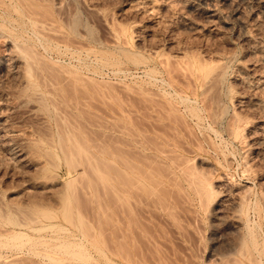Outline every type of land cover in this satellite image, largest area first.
I'll return each mask as SVG.
<instances>
[{"label":"rangeland","instance_id":"rangeland-1","mask_svg":"<svg viewBox=\"0 0 264 264\" xmlns=\"http://www.w3.org/2000/svg\"><path fill=\"white\" fill-rule=\"evenodd\" d=\"M31 1L43 63L0 30V264H264L257 0Z\"/></svg>","mask_w":264,"mask_h":264},{"label":"bare ground","instance_id":"bare-ground-1","mask_svg":"<svg viewBox=\"0 0 264 264\" xmlns=\"http://www.w3.org/2000/svg\"><path fill=\"white\" fill-rule=\"evenodd\" d=\"M47 7H49V6L45 7V5L34 3L31 0H0V30H1V32H4L6 35H8L13 40V43H14L16 49L19 50L18 52H20V53L22 52L23 54L24 53L26 54L25 57L27 56L26 57L27 58V60H26L27 62L28 61H32V63H34V64L37 63V65H38V55H41V54H37L36 51L33 50L34 47H32V45H31L32 42L31 41H33V43L39 44L41 47H43V49H44L43 51L45 53H48V52L51 51V46H52L51 44L53 42L52 41L53 40L52 32H54V30L52 29V27L48 28L46 25H45L46 27L38 25L40 20H41V23H42L43 18L47 19V20L50 19L52 21V17H54L53 16L54 15L53 12L49 9L50 7L49 8H47ZM239 10H240L239 8L234 9V11H232L233 13L231 14V16H229L227 18H229V19H234L235 18V20H236L238 18V15H240L239 13H241V12H239ZM254 10H257V12L264 14V1L263 0H257L256 7H255ZM215 12H217V10H215ZM40 18H42V19H40ZM46 22L44 21V23H46ZM54 22H56V21H54ZM50 26H51V24H50ZM61 30H62V27H61ZM124 32L125 33L123 35L125 36L124 37L125 41L127 42L128 45H132L133 44V39H134V38H132L133 36H131L132 34L131 35L127 34L128 33L127 30L126 31L124 30ZM56 36L57 35H55V37ZM28 42H31V44L29 46H28ZM78 44H80V43H78ZM254 44H256V43H254ZM259 44L257 42V45H254L252 50L255 52V54L257 53L256 56L258 55V53L260 54L259 57H257V58L263 57V59H264V55H261V54H264V49H263V47L261 48L260 47L261 45L259 46ZM250 45H252V44H250ZM59 47H61V46H59ZM57 49H59V48H57ZM39 58H41V60L42 59L44 60L45 57L42 58V55H41V57L39 56ZM43 60H42V63H43ZM54 60H55V58H54ZM56 60H57V62H56L57 64L58 63H60V64L62 63V65L63 64H68V63L69 64H73L74 63V62H72L74 60H71V58L69 59V57H68V59L57 58ZM78 60H80V59H78ZM191 63L194 66V68H197V69H203V68L209 67L208 64H206V62L205 63H204V61L202 62L201 59L198 58V57L192 58ZM30 64L31 63H28L27 69H26V77H28V79L32 77L31 73L34 70V68L32 66H30ZM39 65H40V63H39ZM84 65H87V64H84ZM62 95H64V94H62ZM61 138H63V137H61ZM62 141H64V140H62ZM70 151H71V149H70ZM77 153L78 152L76 150L75 154L77 155ZM75 159H71L72 161L71 160H67V162L73 163V160H74V165H75ZM89 162L90 161H88V163ZM54 167L55 166H53V168ZM193 176L195 177V175H193ZM212 193H213V189L211 188L210 185H207V184H202L201 187L198 189V194H199V196H200V198L202 200L209 199ZM44 212H46V210ZM20 223H22V222H20ZM16 225H17V223H16ZM17 227H18V225H17ZM19 227H20V225H19ZM23 227H24V225H23ZM25 227H27V226L25 225ZM247 228H249V225L247 226ZM249 229H251V228H249ZM250 255H252V254H250ZM51 259H49V260L51 261ZM116 264H119V263L116 262Z\"/></svg>","mask_w":264,"mask_h":264}]
</instances>
